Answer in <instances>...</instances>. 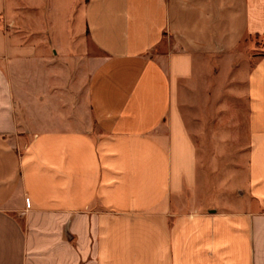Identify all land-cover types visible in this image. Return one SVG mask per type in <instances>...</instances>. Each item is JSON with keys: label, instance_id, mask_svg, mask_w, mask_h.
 <instances>
[{"label": "crops", "instance_id": "0c3cea01", "mask_svg": "<svg viewBox=\"0 0 264 264\" xmlns=\"http://www.w3.org/2000/svg\"><path fill=\"white\" fill-rule=\"evenodd\" d=\"M184 86L244 97L243 187ZM0 264H264V0H0Z\"/></svg>", "mask_w": 264, "mask_h": 264}, {"label": "rangeland", "instance_id": "374dc122", "mask_svg": "<svg viewBox=\"0 0 264 264\" xmlns=\"http://www.w3.org/2000/svg\"><path fill=\"white\" fill-rule=\"evenodd\" d=\"M251 50L247 60L250 64L258 56ZM184 88L180 111L202 168L215 179H237L242 185L249 146L244 97L236 95L228 99L206 89L198 92Z\"/></svg>", "mask_w": 264, "mask_h": 264}]
</instances>
